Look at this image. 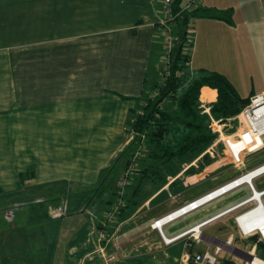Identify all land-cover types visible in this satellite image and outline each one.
I'll use <instances>...</instances> for the list:
<instances>
[{
	"label": "crops",
	"instance_id": "crops-1",
	"mask_svg": "<svg viewBox=\"0 0 264 264\" xmlns=\"http://www.w3.org/2000/svg\"><path fill=\"white\" fill-rule=\"evenodd\" d=\"M243 1L200 0L201 8L230 11L231 22L201 18L213 22L208 26L233 30L237 18L232 10ZM162 3L0 0V247L12 242L17 249L24 241L37 264H109L111 254L117 258L114 264L128 259L180 264L182 253L226 243L232 234L233 250L222 254L240 263L245 251L256 254L257 247L246 242L254 235L239 234L233 213L203 225L200 242L185 235L165 244L151 224L262 165L264 156L248 166L246 155L239 169L228 157L209 155L206 163L200 155L164 180L138 169L136 155L144 152L140 147L127 163L122 158L132 138V112L140 110L161 81ZM247 6L244 2L241 7ZM193 30L189 68L199 59ZM204 88L214 92L212 100H203L209 106L217 93L202 86L198 98ZM235 121L225 128L226 134L238 132L237 127L231 129ZM222 151L219 143L216 152ZM20 175H27L22 183ZM253 185L264 189V174L254 178ZM249 195L248 186L242 185L164 224L163 235L174 237ZM67 198V214L56 217L58 204ZM119 200L116 220L107 224L110 241H100L104 215ZM24 209H29L26 221L36 223L34 237H28L27 229L15 233L19 224L14 218ZM224 218L231 221L223 228L218 222ZM110 245L116 252L109 251ZM26 252L2 253L0 264H25Z\"/></svg>",
	"mask_w": 264,
	"mask_h": 264
},
{
	"label": "trees",
	"instance_id": "trees-1",
	"mask_svg": "<svg viewBox=\"0 0 264 264\" xmlns=\"http://www.w3.org/2000/svg\"><path fill=\"white\" fill-rule=\"evenodd\" d=\"M184 0H174L173 11L176 14L174 27V47L170 53V65L166 79L155 85V96H146L143 99L139 111L132 112V119L128 125L132 138L125 149L122 158L127 161L140 149L148 150L153 157V162L144 166L147 159L137 153V160L143 166L142 173L164 180L166 174L176 173L179 166L174 164L190 162L202 155L204 161L209 163V154L205 149L216 139V135L208 127L209 117L200 113L198 108V96L202 86H208L216 90V100L210 105V113L214 118L225 120L236 116L245 106L253 91L246 97L240 96L235 86L228 78L217 71L200 68L194 75L190 74V55L184 51L187 31L191 19L195 17H208L223 19L228 22L230 11L206 9L197 7L192 12L182 10ZM214 92L208 88L203 89V95L199 100L208 98L212 100ZM174 105L168 109L167 101ZM143 136V138H142ZM140 149L137 150V148ZM204 153V154H203ZM139 157V158H138ZM141 157V158H140ZM136 160V161H137ZM171 166V167H169ZM166 168L163 171L160 169ZM164 173V175H163ZM27 175H20V182ZM137 204V202H133ZM100 228V226L98 225ZM256 247L264 249V241H259L257 236ZM221 264H243L232 258H220ZM116 261H110L114 264ZM116 264H148L139 259H128Z\"/></svg>",
	"mask_w": 264,
	"mask_h": 264
},
{
	"label": "built area",
	"instance_id": "built-area-1",
	"mask_svg": "<svg viewBox=\"0 0 264 264\" xmlns=\"http://www.w3.org/2000/svg\"><path fill=\"white\" fill-rule=\"evenodd\" d=\"M173 2L174 0H163L162 17L159 20V24L163 28V42L160 59L164 65L163 70H161L160 73V82H163L168 75L170 53L174 47L175 34L173 29L175 27L176 14L173 11ZM199 3L200 0H184L182 4V10L192 12L197 7H199ZM193 35L194 30L190 25L187 31V38L184 47L185 53L189 55L193 50ZM156 93L157 91L154 90L151 96H155ZM210 105L208 106L207 102L203 100L200 101L198 98V108L200 109V113L208 115V127L211 132L216 135V139L205 149L204 153H208L210 156L214 157V154L217 153L216 147L219 143H222L223 152L226 153V156L227 154L229 155L228 158L230 159L231 163L239 169L244 168V160L246 155L259 151L264 147V93H253L249 97L248 103L243 106L238 115L229 117L225 120L214 118L210 113ZM139 113L141 112L139 111ZM234 118L240 121L238 132L234 135L226 134L224 130L229 126V123ZM249 174L251 175L250 180H244L243 178ZM262 174H264V163L254 169L244 171L239 176L228 181L227 183L205 193L204 195L199 196L198 198L168 213L167 215L153 221L151 227L157 229V231L161 234L165 244H170L171 242L185 235H189L193 242H200L202 238L201 227L203 225L210 223L211 221H214L224 215L233 213L234 223L240 235H256L259 241H264V189L257 190L253 185V179ZM124 182L125 175L122 177L121 183ZM242 185H247L250 189V195L245 199L201 221L200 223L190 227L189 229L174 237L167 238L163 235L162 227L164 224L193 212ZM121 206L122 204L119 200L111 211H107L105 213L104 221L102 222L103 226L99 231L100 241H110L107 224L113 223L116 220L117 213L120 211ZM257 214L260 215L259 219H255ZM161 219L164 220L161 224H159V220ZM233 239L234 236L230 234L226 240V243H217L200 252H184L180 258V264H221L220 255L223 251L232 252L233 247L231 243ZM248 253H250L252 257L256 255L251 252ZM108 259L109 261L115 260V255H109ZM243 264L254 263L251 259L250 262L245 260Z\"/></svg>",
	"mask_w": 264,
	"mask_h": 264
},
{
	"label": "rangeland",
	"instance_id": "rangeland-1",
	"mask_svg": "<svg viewBox=\"0 0 264 264\" xmlns=\"http://www.w3.org/2000/svg\"><path fill=\"white\" fill-rule=\"evenodd\" d=\"M244 2L248 3L249 7L247 6V10L244 9L245 7H241ZM243 3L235 9L236 13L232 10L233 16L237 18V26L233 30L219 28L216 24L208 26V23L213 22H206L208 20H203L201 17L191 19L192 27L194 26L197 36L194 50L197 49L199 59H195L191 62L188 71L190 74L194 75L199 71L201 66H207L208 70L224 74L235 86L240 96L246 97L252 90L254 92L264 93V0H244ZM214 12L217 11L214 10ZM202 63L205 65H202ZM163 67V62H160V70H163ZM173 105L174 103L171 100L167 101L168 109L172 108ZM235 127H237V129L240 127V121L238 119L233 123L231 129L233 130ZM143 151V157L147 159L144 166H148L150 164L149 162H153V157L149 154L148 150L144 149ZM224 156L228 157L229 155L227 154L226 156L224 152L214 154L216 158H223ZM263 156L264 150L256 151L247 156L246 162L248 166H250L251 163L256 164L258 159ZM188 164L189 162H183L179 165L174 164V167L182 166L181 168H183ZM137 167L138 169L143 168L140 164H138ZM165 169L166 168H162L160 170L164 172ZM231 171H233L232 168H230V172ZM171 174L173 175L175 173ZM250 177L251 176L245 178L247 179L246 181H249ZM5 198L11 199V197H4L3 200H5ZM66 200L67 201H62L58 204L59 207L56 212V217L67 214L69 210L68 198ZM28 210H20L19 214L14 218V221L21 227L17 225L18 228L15 233L24 234L27 229L28 237L29 235L34 237L36 223L26 221V214L28 213L26 211ZM230 221L231 219L224 218L221 219V222H218V225L224 228L229 225ZM230 231L232 232V228L225 231L226 235ZM246 242L250 247L256 246V241L250 238L247 239ZM13 247L12 242L7 243L5 246H1L0 256L3 258V254L8 255L7 252L23 254L28 250L26 252L27 260L24 261V263L37 264L38 261L35 259L36 255L32 253L30 247L25 246L24 241L17 249ZM109 251L116 252V247L110 245ZM255 253L256 255L252 258L264 263V249L257 248ZM223 257H226V254L221 253L220 258ZM42 264L47 263L43 262Z\"/></svg>",
	"mask_w": 264,
	"mask_h": 264
},
{
	"label": "water",
	"instance_id": "water-1",
	"mask_svg": "<svg viewBox=\"0 0 264 264\" xmlns=\"http://www.w3.org/2000/svg\"><path fill=\"white\" fill-rule=\"evenodd\" d=\"M243 252H244V251H243ZM244 254H245V255H243L242 258H243L244 260H246L247 262H250L251 259H252V255H251L250 253L246 252V251L244 252Z\"/></svg>",
	"mask_w": 264,
	"mask_h": 264
},
{
	"label": "bare ground",
	"instance_id": "bare-ground-1",
	"mask_svg": "<svg viewBox=\"0 0 264 264\" xmlns=\"http://www.w3.org/2000/svg\"><path fill=\"white\" fill-rule=\"evenodd\" d=\"M249 176H251L250 174L249 175H247L246 177H244L243 179H245V178H247V177H249ZM256 217V216H255ZM162 223V221L161 220H159V224H161ZM203 236V235H202ZM252 262H254L255 264H264L262 261H260V260H257V259H253L252 258Z\"/></svg>",
	"mask_w": 264,
	"mask_h": 264
}]
</instances>
